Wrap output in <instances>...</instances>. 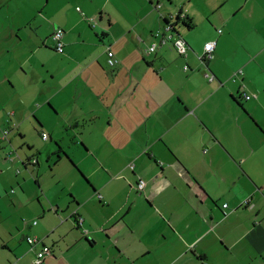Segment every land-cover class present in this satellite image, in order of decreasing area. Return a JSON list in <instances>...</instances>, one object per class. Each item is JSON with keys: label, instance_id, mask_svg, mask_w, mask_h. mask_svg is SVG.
<instances>
[{"label": "crops", "instance_id": "0c3cea01", "mask_svg": "<svg viewBox=\"0 0 264 264\" xmlns=\"http://www.w3.org/2000/svg\"><path fill=\"white\" fill-rule=\"evenodd\" d=\"M166 1L0 0V264H264V0Z\"/></svg>", "mask_w": 264, "mask_h": 264}, {"label": "built area", "instance_id": "2783aa9c", "mask_svg": "<svg viewBox=\"0 0 264 264\" xmlns=\"http://www.w3.org/2000/svg\"><path fill=\"white\" fill-rule=\"evenodd\" d=\"M217 32H218V34L221 33L220 30H218ZM160 35H161V43L162 44H164L165 42L171 43L172 46L174 47V49L176 50V52L180 56H185L188 53L189 47H188L187 43L181 37H179L177 34H175L174 28L169 23L166 26H164V32L162 34H160V32L155 33L156 37H158ZM63 36H64V31L62 29H59V28H57L51 35V41L53 42V47H54L55 51L57 53H61V54L63 53V50H64V44L62 41ZM215 47H216V41H210V42L205 43L203 46V52L201 55H199L197 57V59L202 64H205L206 61H208L209 59L212 58V52L214 51ZM154 49H155L154 46L152 48H150V52H152ZM107 56H108V58H111L112 53L108 52ZM117 63H118L117 60H110L111 65H114ZM184 70L187 71L188 68L185 67ZM240 74H242V72L240 70H238L235 72L234 76L240 75ZM203 77L209 82H212L214 80L213 75L208 71L204 72ZM243 97L246 100L250 99V96H247L246 94H244ZM4 133H6V132H4ZM47 137H48L47 134H42V140L45 141L47 139ZM129 168L133 169V165H130ZM143 188H144V182L141 180L138 181L137 189L139 191H141V190H143ZM99 198H100V196H99ZM226 207H227L226 205H223V208H226ZM76 221L78 224L81 223V219H79V218H77ZM32 224L36 225V221H34ZM26 242L29 245L33 246L35 244L40 243L41 240H38L36 238L27 237ZM50 254H51L50 248L48 246L42 244L41 250L36 253V258L34 260V264H41L43 262L44 258Z\"/></svg>", "mask_w": 264, "mask_h": 264}, {"label": "rangeland", "instance_id": "374dc122", "mask_svg": "<svg viewBox=\"0 0 264 264\" xmlns=\"http://www.w3.org/2000/svg\"><path fill=\"white\" fill-rule=\"evenodd\" d=\"M161 4L164 6V8H168L169 10H176V4H172L169 5L168 2L166 0H161ZM191 5H194V7H198V8H202L203 5H202V0H192L191 2ZM90 25L93 27L94 24L93 23H90ZM164 30V29H163ZM157 32H160V31H157Z\"/></svg>", "mask_w": 264, "mask_h": 264}, {"label": "trees", "instance_id": "16d2710c", "mask_svg": "<svg viewBox=\"0 0 264 264\" xmlns=\"http://www.w3.org/2000/svg\"><path fill=\"white\" fill-rule=\"evenodd\" d=\"M180 20H184V21H182V22H183V25H185L187 28H190L191 24L188 25V23H189V22H188V19L185 20L184 17H182V19H181L180 17H176L175 22H174V25L178 24V22H179ZM165 24H166V25L168 24V22H167L166 20H165ZM166 25H165V26H166ZM174 25H172L173 28H174ZM174 32H175V29H174Z\"/></svg>", "mask_w": 264, "mask_h": 264}]
</instances>
